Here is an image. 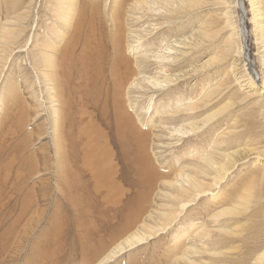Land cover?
Instances as JSON below:
<instances>
[{"label":"rangeland","instance_id":"obj_1","mask_svg":"<svg viewBox=\"0 0 264 264\" xmlns=\"http://www.w3.org/2000/svg\"><path fill=\"white\" fill-rule=\"evenodd\" d=\"M159 1V11L127 24L140 34L142 50L167 56L173 49L161 79L173 82L124 89L127 112L135 105L142 116L135 127L149 135L143 151L133 147L125 156L116 143L96 148L112 154L111 188L102 166L95 176L88 169L76 179L64 176V168L76 167L54 149L55 106H73L76 82L63 80L55 99L45 49L67 3L0 0V264L254 263L252 250L264 245V0ZM242 26L251 67L238 56ZM152 68L148 76L158 73ZM250 75L254 89L244 85ZM176 97L185 101L173 107ZM64 141L57 145L67 151L71 142ZM84 150L80 145L75 155L83 158ZM206 158L230 169L218 188L181 210L175 197L186 178L209 186L215 176ZM202 224L213 233L205 246L194 238ZM137 235L146 239L129 247L126 240Z\"/></svg>","mask_w":264,"mask_h":264},{"label":"bare ground","instance_id":"obj_2","mask_svg":"<svg viewBox=\"0 0 264 264\" xmlns=\"http://www.w3.org/2000/svg\"><path fill=\"white\" fill-rule=\"evenodd\" d=\"M172 1L173 3L176 2L175 0ZM63 2L67 3L68 8L63 6L65 12L62 13V27L58 29V34H55L56 39L53 38V44H47L45 49V63L47 69L45 78L48 83H52L55 86L56 89L53 90L54 97L55 99L57 98L58 101L61 99L62 81L72 79L76 83L72 95L73 106L69 107L64 105L59 110L58 108L56 109L57 106H55L54 140L56 147H54V149L58 160H67L72 166L76 167L74 173L64 168L61 172L64 176L76 179L84 173V169L93 172V176H95L102 166V168L106 169L105 179L108 182L110 181L108 184H110L112 188L111 183L113 179H115L113 176L115 175L113 174L114 171L111 169L113 167L109 162L110 155L112 156V154L107 151V148L103 154L99 153L96 148L99 146L104 148L107 147L109 143H116V146L120 151H123V155L125 156L126 150L133 147L137 148L138 151H143L149 135L148 133L147 135L141 132L135 127V123L141 124L142 116L137 113L135 105L134 107H130L132 115L129 111L127 112V107L125 108L124 106L125 98L123 102L124 89L127 88L128 92H130L137 89L139 85L141 86L144 84L161 89L173 82L166 78L161 80L164 78L163 75L169 72L165 63H169L171 60L168 54L172 52L173 49L169 47V49H166L168 52L167 56L157 54L151 50L152 47L151 49L147 48L142 50L144 44L140 34L127 24L131 16H136L137 19L138 14H144L149 11H159V3L161 1L97 0V2L90 3V0H63ZM127 13L129 14L126 16ZM4 14L9 15L8 12ZM67 16L68 18H66ZM59 32L61 33L59 34ZM5 33L9 34L10 32L8 33V31H5ZM240 33L241 41H243L242 29H240ZM3 39L6 44V38ZM13 39L14 36L10 41H13ZM44 46H46V44ZM238 56L242 57V51L238 50ZM152 66L158 69V73L148 76L147 72ZM249 66L251 67L252 64ZM233 71H235V69H233ZM255 74L257 75V73ZM254 80L255 78L250 75L248 83L244 85H249L248 88L254 89ZM126 94L127 93H125V95ZM175 99V102H172L173 107L177 104L179 106L185 101L182 97H176ZM128 102L130 103V101ZM178 106L174 109L177 113L180 110ZM186 110L191 111L189 106ZM186 117L190 116L187 115ZM151 118L147 121L145 120L142 127H147L152 120ZM102 128L108 130L110 133L113 132V137L105 139ZM143 130H145V128ZM192 131H194L193 127L191 132ZM178 132L181 131H177V133ZM177 133L176 135H179ZM184 134L186 135V133ZM60 139H62V141L66 139L71 142L69 150L66 151L65 148L61 150L58 147L57 143ZM80 145L87 149L83 152V158L75 155ZM203 161L207 166L209 165V167H207L204 164L206 167L205 169H212L215 172V176L214 178L211 177L212 182L209 185L210 187L197 178V176L192 178H186L188 177L186 176V187L180 185L179 190L181 193L175 197V200L180 203L181 210H185V208H188L194 201L210 193L212 191V186L218 188L222 179L230 169H224L225 167L222 168L221 165V167L217 166L211 159L208 160L206 158L203 159ZM200 173L204 176H208L205 175L207 173L204 170H200ZM145 176L148 179V174ZM171 186L172 185H170V188H172ZM183 194L189 198V200L187 198L185 203L182 202L183 198L181 196H183ZM142 212V209L137 210L138 216H140ZM138 216H136V218ZM132 223L133 221L129 222L128 225L131 226ZM193 227L194 225L191 226V228ZM198 229L199 230L194 234V238L205 246L208 244L205 242L212 238V232L210 233L207 231L205 224L200 225ZM145 239L146 236L140 237L137 235V237L135 236L128 239L126 242L128 246L131 247L137 243H142ZM123 250H125V248L119 247L118 252ZM252 251L254 256H249L250 259L248 258L252 261L255 260L252 264H264V245L260 244L259 246H255ZM201 252L195 249H186L185 251L188 255H199ZM179 259L183 260L181 257Z\"/></svg>","mask_w":264,"mask_h":264},{"label":"water","instance_id":"obj_3","mask_svg":"<svg viewBox=\"0 0 264 264\" xmlns=\"http://www.w3.org/2000/svg\"><path fill=\"white\" fill-rule=\"evenodd\" d=\"M238 2L240 1V0H237ZM241 15H242V22H243V20H244V16H243V14L241 13ZM242 31H243V42H244V44H243V47H242V58H243V60H245L246 61V63L248 64V66H249V62H248V56H247V51H246V47H245V37H246V31H245V29H244V26H242Z\"/></svg>","mask_w":264,"mask_h":264}]
</instances>
